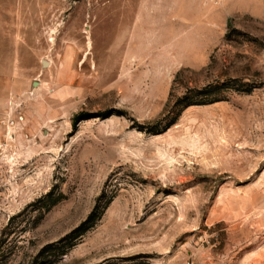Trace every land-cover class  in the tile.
Returning a JSON list of instances; mask_svg holds the SVG:
<instances>
[{
	"label": "rangeland",
	"instance_id": "rangeland-1",
	"mask_svg": "<svg viewBox=\"0 0 264 264\" xmlns=\"http://www.w3.org/2000/svg\"><path fill=\"white\" fill-rule=\"evenodd\" d=\"M0 264H264V0H0Z\"/></svg>",
	"mask_w": 264,
	"mask_h": 264
},
{
	"label": "trees",
	"instance_id": "trees-1",
	"mask_svg": "<svg viewBox=\"0 0 264 264\" xmlns=\"http://www.w3.org/2000/svg\"><path fill=\"white\" fill-rule=\"evenodd\" d=\"M185 103H186V106L199 105V104H193L194 102H191V100H189V98H185ZM178 116H179V114H178Z\"/></svg>",
	"mask_w": 264,
	"mask_h": 264
},
{
	"label": "bare ground",
	"instance_id": "bare-ground-1",
	"mask_svg": "<svg viewBox=\"0 0 264 264\" xmlns=\"http://www.w3.org/2000/svg\"><path fill=\"white\" fill-rule=\"evenodd\" d=\"M45 64V63H44ZM46 65H47V63H46Z\"/></svg>",
	"mask_w": 264,
	"mask_h": 264
}]
</instances>
